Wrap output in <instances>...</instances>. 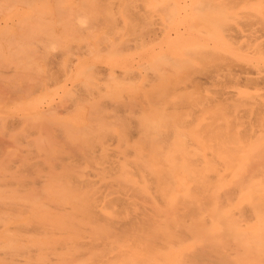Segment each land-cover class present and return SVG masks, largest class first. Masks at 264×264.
Returning a JSON list of instances; mask_svg holds the SVG:
<instances>
[{"label": "bare ground", "instance_id": "1", "mask_svg": "<svg viewBox=\"0 0 264 264\" xmlns=\"http://www.w3.org/2000/svg\"><path fill=\"white\" fill-rule=\"evenodd\" d=\"M10 1L0 0V69H7L0 88L32 79L35 88L0 113V262L231 264L256 247L250 255L264 264V179H250L264 173L263 162L253 175L254 153L245 152L224 177L248 168L253 189L243 192L246 181L229 185L218 199L227 207L213 208L198 180L214 183L208 170L215 156H193L204 151V134L214 136L213 122L224 128L219 112L239 120L249 143L264 140V46L255 66L230 61L220 70L186 71V85L173 86L180 90L173 109L157 114L153 91L174 73L152 68L156 57L131 37L146 19L145 2L156 0ZM241 1L263 8L255 25L247 13V33L230 36L259 41L264 0ZM209 83L221 87L190 107L188 91ZM233 83L245 90H229ZM2 103L1 111L9 107ZM185 108L188 118L179 119ZM171 164L198 168L182 186ZM185 189L196 200L181 199ZM161 242L170 250L155 251Z\"/></svg>", "mask_w": 264, "mask_h": 264}, {"label": "rangeland", "instance_id": "2", "mask_svg": "<svg viewBox=\"0 0 264 264\" xmlns=\"http://www.w3.org/2000/svg\"><path fill=\"white\" fill-rule=\"evenodd\" d=\"M2 1L3 3L11 2L10 0ZM213 1L214 2L212 3V0H193L191 4L190 0H156L155 4L149 5L146 4L148 1L145 2L146 8L143 12L147 13H145V15H147L146 19L144 18L145 20L140 30L136 31L137 34L135 35L137 37L133 34L131 37L139 38V41H142V45H139V50L144 53L146 52L148 55H153L156 57L155 60L149 61V64L152 68H156L159 71L161 70V72L171 71L174 73V75L171 74L169 76L170 78L168 80L161 81L160 89L153 91L151 107L154 110L156 109L155 111L157 114H161L162 112L166 113V111L169 109H173L176 99L180 95V90L177 88L179 86L183 87L186 85L188 81L187 76L190 74V69L192 70L191 72L194 73V70L198 71L202 69L217 70L219 68L218 70H220V68H228L231 64L233 66L239 64L241 66L244 65L247 67L256 65V59L259 58L257 57V50L264 46V43L259 41H264V37L258 39L259 41L255 42L254 39L249 40L245 37H242L239 40H233L230 35H232V33L235 31L240 32L241 30L243 34L247 33L244 30H247L248 27L245 28V26H242V23H248V18L253 15L251 16L253 18L251 21L253 22V25H255L254 21L258 15V11L263 7L259 8L260 5L254 3H243L241 0ZM10 9H14V5L10 6ZM251 21L250 24L252 23ZM11 28L12 23L9 24L8 28H6L4 31L7 32ZM187 29L189 32L186 34ZM189 36L190 38L195 37L198 41H191ZM1 37L4 39L2 35ZM6 44L9 45V41H6ZM260 59L262 62H264V57ZM230 61L233 62L231 63ZM184 63L189 64L190 66L188 65L185 67L186 65H184ZM5 69L6 68L0 69V71ZM188 70L189 74H187ZM181 71L184 74H182ZM173 86H177V88L173 89ZM7 87H10L12 91L7 92L8 89L5 91V88H0V105L3 104L2 102H4V104L9 106L7 108H3L2 111L0 110L2 116H4L14 105L16 98H25L28 95V92L32 88H35V80L32 79L28 84L25 85L19 82L16 84H7ZM18 87H22V89H16ZM220 87L221 86L217 83H209L204 85L202 88L200 87V91H188L189 99L193 95L192 102L189 104V106L196 107L204 97L211 95ZM240 88L245 90L243 84H238L236 86V84L233 83L232 85H228L229 90ZM2 89L3 91L1 92ZM181 107H185V105H181ZM24 109L26 112H29L28 108ZM185 109L187 110L186 112L177 114L179 119L188 118L187 112L189 109ZM8 113L6 115H8ZM219 113L217 114V117L221 119L219 122L224 125V128L220 129V124L213 122L212 132L214 133V136L207 138L208 134H204L202 136V141L205 142L200 144L202 147L200 149H203L204 151L199 155L193 156L201 157L203 155L210 154L215 156L214 163H212V166L208 170V173L214 178V183L211 184L209 182H202V179H200L198 180V187L199 191L205 198V203L209 204L213 208H226L227 204H221L218 200L222 194L221 191L224 188L240 181H246L245 185L242 187L243 192L244 190L253 189V186L248 182L249 179L244 177V175L248 174V168L243 167L242 169L237 170L236 175L234 174L232 177L230 175L227 178L224 177L226 172H231L233 174L234 171L228 169L232 165L239 163V161L245 155V152H248L250 154L254 153L255 156L254 164L257 166L256 170H254L255 168L253 169V175H255L260 168L259 165H261V163L259 164L257 162H263L264 165V140H253L251 143H249L247 139L241 135L239 120L234 116L227 114L226 111L222 112L221 114ZM172 117L175 119V115H172ZM155 125L156 123L154 122L151 124V126ZM198 137H201V133H198ZM261 151H263V154ZM168 155L169 154H165V157H169ZM169 160L172 159L170 158ZM209 164L210 162L207 165ZM251 167H253V165ZM261 167V169L264 170V167ZM197 168V166L191 164L187 169L189 171L186 172L182 168L173 167V164H171L170 170L178 178H185V180L182 181L183 186L186 182H189V179H187L186 175L194 173ZM260 174L259 176L254 178L251 177L250 179L255 181L258 179L261 181L264 179V173ZM167 187L170 190L179 188L173 187L169 182ZM260 187L264 188V184ZM178 194L181 199H185V197L189 195L192 196L194 200H196L197 196L196 192L193 194L191 191H186V189L184 193L178 192ZM172 211L169 212L171 213V216L173 214ZM206 211L207 210H205V212ZM214 220L215 219H213V221ZM210 225L212 224H206V228H208ZM159 245L162 249H160ZM140 246L142 247V245ZM154 248L155 251L170 250L169 244L162 242L158 245H155ZM251 248L256 247H249V249L246 250V252L249 253L246 255L244 253L242 258L233 261L231 264H259L258 259L250 255L251 252L255 251ZM0 257H2L1 248ZM0 264L11 263L1 261Z\"/></svg>", "mask_w": 264, "mask_h": 264}]
</instances>
